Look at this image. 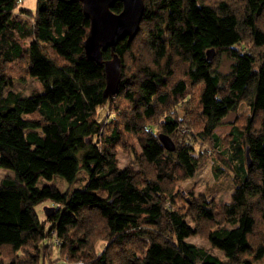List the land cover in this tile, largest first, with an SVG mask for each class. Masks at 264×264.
I'll return each instance as SVG.
<instances>
[{"label": "trees", "instance_id": "16d2710c", "mask_svg": "<svg viewBox=\"0 0 264 264\" xmlns=\"http://www.w3.org/2000/svg\"><path fill=\"white\" fill-rule=\"evenodd\" d=\"M19 1L0 0V166L13 170L0 179V264H264V0H143L138 31L114 47L121 62L112 94L103 93V61L84 51L81 1ZM208 47L231 58L227 71ZM110 55L107 46L102 58ZM26 75L41 88L9 87ZM243 101L250 112L218 134ZM181 124L216 151L232 142L228 200L178 193L206 156ZM119 149L132 156L125 166ZM79 168L81 186L37 183L58 173L70 184ZM45 200L53 209L44 202L39 212Z\"/></svg>", "mask_w": 264, "mask_h": 264}, {"label": "rangeland", "instance_id": "374dc122", "mask_svg": "<svg viewBox=\"0 0 264 264\" xmlns=\"http://www.w3.org/2000/svg\"><path fill=\"white\" fill-rule=\"evenodd\" d=\"M36 0H21L20 4L25 6H29L31 8L35 7ZM16 16L20 19H23L30 23L32 21L31 14H26L21 12L18 8H15ZM215 57L217 68L220 71H227L230 68L231 58L226 54V52H220L216 54L214 51L213 56ZM9 87L13 90L20 91L22 93H29L31 90L37 88H41L40 81L31 75H26L23 78L13 77L12 83ZM107 106L104 105L100 107L99 114L101 116L106 114ZM250 112V107L244 101L240 102L236 108L230 110L223 118L220 123L215 127V130L221 136L228 134V131L233 128L235 123H241L242 118L241 115H245ZM181 132L185 135V138L190 140L194 144V152L205 149L206 156L200 163V166L197 168L195 173L178 181V193H183L184 196L189 197V193L197 195V194H205L207 197H211L217 202H223L229 199L230 193L233 189L235 180V163L238 158L235 153V148L232 142H227L222 140L219 144L218 151L215 150L216 147H212L207 141L202 140L200 137H196L195 139H191L188 132L186 131L185 125L181 124L180 126ZM131 155L123 150H118V159L120 166H125L129 163L131 159ZM134 165L137 166L135 163ZM83 168H79L78 176L72 183H67L61 175L58 173L53 174L51 178H47L44 175H40L38 177L37 183L42 184L44 182H54L60 189L72 188L74 186H81L85 179V172L82 171ZM84 170V169H83ZM5 174H13V170L6 166H0V179ZM179 194L176 196L177 199L175 203L179 205L181 202V197ZM52 204L51 200H45L43 202H39L36 205V209L39 212H42L43 203ZM189 239L196 241L197 243L207 245L208 242L197 234H193L188 236ZM103 241L98 242V247H101ZM213 249V248H212ZM215 250V249H213Z\"/></svg>", "mask_w": 264, "mask_h": 264}, {"label": "water", "instance_id": "95a60500", "mask_svg": "<svg viewBox=\"0 0 264 264\" xmlns=\"http://www.w3.org/2000/svg\"><path fill=\"white\" fill-rule=\"evenodd\" d=\"M86 16L89 17V27L83 39V47L87 57L103 61L105 85L104 94H112L116 91L120 77L121 58L114 47L118 40L124 36L130 40L138 31L142 18L143 0H121V9L115 11L111 5L115 0H80ZM111 50V55L102 58V50L106 47ZM207 57L211 58L214 48L206 49ZM159 137L166 148H174L173 139L166 133H159ZM247 165L251 164L248 147L245 149ZM50 211L53 209L49 205ZM47 209V208H46ZM49 213V210H45Z\"/></svg>", "mask_w": 264, "mask_h": 264}, {"label": "built area", "instance_id": "2783aa9c", "mask_svg": "<svg viewBox=\"0 0 264 264\" xmlns=\"http://www.w3.org/2000/svg\"><path fill=\"white\" fill-rule=\"evenodd\" d=\"M77 264H80V262H78Z\"/></svg>", "mask_w": 264, "mask_h": 264}, {"label": "flooded vegetation", "instance_id": "af4514ba", "mask_svg": "<svg viewBox=\"0 0 264 264\" xmlns=\"http://www.w3.org/2000/svg\"><path fill=\"white\" fill-rule=\"evenodd\" d=\"M121 1V0H120ZM122 3V2H121Z\"/></svg>", "mask_w": 264, "mask_h": 264}]
</instances>
